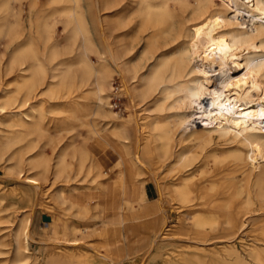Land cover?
Wrapping results in <instances>:
<instances>
[{
    "label": "bare ground",
    "instance_id": "bare-ground-1",
    "mask_svg": "<svg viewBox=\"0 0 264 264\" xmlns=\"http://www.w3.org/2000/svg\"><path fill=\"white\" fill-rule=\"evenodd\" d=\"M18 2L0 0V167L32 203L13 218L0 206L9 264H36L31 213L46 187L69 222L38 243L121 264L131 243L118 226L102 235L124 246L103 252L87 240L102 203L158 223L140 236L137 264L172 238L186 244L165 264H264V0H46L27 23ZM114 74L140 120L129 113L123 124L110 109ZM63 111L86 127L80 144L48 134L46 120ZM197 141L217 143L191 149ZM164 179L176 182L169 193ZM78 190L107 199H70Z\"/></svg>",
    "mask_w": 264,
    "mask_h": 264
},
{
    "label": "rangeland",
    "instance_id": "rangeland-1",
    "mask_svg": "<svg viewBox=\"0 0 264 264\" xmlns=\"http://www.w3.org/2000/svg\"><path fill=\"white\" fill-rule=\"evenodd\" d=\"M32 0H23V2L21 3H16V7L20 8V13L21 16L23 18L24 22H28V19L31 18V20H36L39 17H41L43 15L44 10L47 8V2L46 0H34V3H31ZM32 4V5H31ZM20 5V6H19ZM57 28H61V24L58 23L57 24ZM61 32V31H59ZM1 46V45H0ZM3 55H5L4 52L1 53ZM4 58V56L2 57ZM93 60L96 61L95 56H92ZM2 64V63H1ZM4 77L3 82L6 80ZM111 86L108 88V93H109V106L111 107L110 109H112V111L114 112V114L118 117V121L122 122L123 124H127V120L126 117L128 116L129 113H131L132 119L133 121H136V119L140 120L139 116H143V114H136V109L137 111L139 110V108H135V106H133V101L131 100V98L124 92H122L121 90V86H120V81L118 78L117 74H114L112 81H111ZM76 99H81L78 97H75ZM64 107V106H63ZM61 113V114H60ZM60 113H56L53 114L57 115V116H61L64 117L60 118L58 121L53 122L50 119L46 120V126L48 128V134H50V136H52L54 139H57L59 137H66L67 135H73L75 136V142L77 144H80L84 138L87 136V130L86 127L84 125H81L80 122L76 119L73 118L69 113L66 112H60ZM145 113V111H144ZM63 114V116H62ZM66 117V118H65ZM68 117V118H67ZM62 119V120H61ZM65 123H64V121ZM72 120V122H71ZM59 122V123H58ZM71 127H70V125ZM198 122L200 124H202V122L200 120H198ZM55 125V127H54ZM57 126V127H56ZM127 126V131L129 132L130 135H132V131L130 130L131 128H129L130 126ZM75 127V128H74ZM67 128V129H65ZM55 130L57 132H55ZM52 132V133H51ZM53 134V135H52ZM59 134V135H58ZM58 135V136H57ZM57 136V137H56ZM88 143V142H87ZM217 142H213L210 143L209 145L206 144L205 142H200L197 141L195 142L194 145H192L191 149H195L197 151H200L204 148H208L210 146H214ZM89 146H92V142L89 143ZM2 168L0 167V206L2 207H7L8 211L7 214L9 217H11L14 214V211L16 210V208H23L24 210L29 208L30 204L32 203V198H28L27 200H21L18 196H14V194L9 190V188H11L13 186V181L10 179H7L6 177L2 176ZM165 172L164 169L161 170V174L163 175ZM139 180L144 181V182H148L147 179L148 177H146L145 175H140ZM163 185L165 186L164 191L166 193H169L172 189L175 188V185L173 183H176L175 181H169V179H164L162 180ZM147 188L149 191H151L150 189V183H148ZM44 188V191L40 193L39 197H37L34 201L37 202L36 206L34 207L33 211H32V225H31V236L37 240H39L38 242H42L44 240L49 239L50 235H54L56 237H59L61 235H65V232H63V226L69 222V216L66 213V211L64 210H60L55 207V202L52 199V197L49 195V193L47 192L48 190ZM28 191H32V188H27ZM97 192L92 193V192H88L85 190H81V191H77L75 194H68L69 198L72 200H78V201H82L83 203H89L90 201H94L97 196ZM18 199V200H17ZM43 211H47L50 212L51 215H53L52 217V222L49 224L50 221H44L42 218V213ZM28 213V212H27ZM172 216H176V212L172 211L170 212ZM96 220L89 222L88 224H94V235L90 236L87 238V240L89 241V243L95 245V247L97 249H99L100 251L103 252H107L109 250H115L120 246H124L123 241L119 240L117 242H115V236L111 237L110 239L104 238L103 237V233L106 229L105 224L102 225L100 224V220L98 217V206H97V214H96ZM13 218V216H12ZM140 218H147L146 215H141ZM58 220V221H57ZM71 220V219H70ZM54 221V222H53ZM62 222V224H61ZM55 223V225H58V230L56 233L52 232V224ZM59 223V224H58ZM9 223H0V226H4V225H8ZM48 225V227H47ZM60 225V226H59ZM39 226H41V228H39L40 230H44L46 231L45 235H47L46 237L44 236L42 239H38L35 237L34 233H35V229L38 228ZM93 225H91L92 227ZM119 230H121L120 227H118ZM61 229V230H60ZM6 231L7 229H0V241L2 240H6L7 236H6ZM109 232H113L114 229L113 228H109L108 230ZM101 233V234H100ZM114 233V232H113ZM141 235H135L132 234L131 236V252L129 254V256H133L129 259H127V262H121V264H137L138 261L143 257L141 253V251H143L144 249H146V247L144 246V242L142 240V238L140 237ZM122 239V238H121ZM37 241H30V249L31 251H34V261L36 264H47V261H51L52 264H58V260L55 257L54 254H52L53 252L59 250L61 252H67V251H82L85 249H71V248H56L54 245L52 244H43V243H38ZM185 242H180L177 241L176 239L172 238V239H166L162 242V247L160 249V252L156 255H149L147 256V258H145L146 260L144 261V264H165V257H167L168 255L170 256H175L176 252L179 249H182L183 246L185 245ZM237 247L239 250L243 251L244 250V246L241 243H237ZM5 246L0 245V264H9V253H3L2 251H6ZM86 252H92L94 253V255L98 256L97 253L91 249H87L85 250ZM44 253L39 255V253ZM139 253V255L134 256V254ZM113 255L115 258H122V255H116V254H111ZM119 258V259H120ZM93 260H96L95 258ZM50 262V264H51ZM97 264H108L105 261H94Z\"/></svg>",
    "mask_w": 264,
    "mask_h": 264
},
{
    "label": "crops",
    "instance_id": "crops-1",
    "mask_svg": "<svg viewBox=\"0 0 264 264\" xmlns=\"http://www.w3.org/2000/svg\"><path fill=\"white\" fill-rule=\"evenodd\" d=\"M109 149V148H107ZM112 153V151H111ZM114 154V153H112ZM99 202L102 201V199L106 200L107 198L100 193L97 194L96 196ZM98 217L101 222H104L106 228H117L120 227L121 230L128 235V242L130 243L131 241V236L132 234L135 235H146L148 232H153L158 228V223H149L146 219L148 218H140V217H124V214L121 212L119 214H113L112 211L107 208L106 204L98 203ZM122 222V223H121ZM116 226V227H115ZM48 227V225H47ZM41 226L35 229V237L38 239H42L45 235L46 231L40 230ZM32 230V228H31ZM130 238V239H129ZM52 254L55 255V257L58 260V264H89L90 262L94 261H105V259L97 257L94 255L92 252H86V251H67V252H61L59 250L53 252ZM139 255V253L134 254V256ZM133 257V256H131ZM130 256L127 257L126 259L122 260V262H127L126 260L131 258ZM96 260H93V259ZM50 260L47 261V264H50ZM52 264V262H51ZM126 264V263H125Z\"/></svg>",
    "mask_w": 264,
    "mask_h": 264
}]
</instances>
